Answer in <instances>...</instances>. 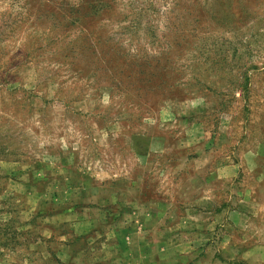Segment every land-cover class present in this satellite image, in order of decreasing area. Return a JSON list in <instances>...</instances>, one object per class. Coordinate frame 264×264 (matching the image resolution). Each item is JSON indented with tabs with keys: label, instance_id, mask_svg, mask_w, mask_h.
Listing matches in <instances>:
<instances>
[{
	"label": "rangeland",
	"instance_id": "obj_1",
	"mask_svg": "<svg viewBox=\"0 0 264 264\" xmlns=\"http://www.w3.org/2000/svg\"><path fill=\"white\" fill-rule=\"evenodd\" d=\"M0 264H264V0H0Z\"/></svg>",
	"mask_w": 264,
	"mask_h": 264
},
{
	"label": "crops",
	"instance_id": "obj_2",
	"mask_svg": "<svg viewBox=\"0 0 264 264\" xmlns=\"http://www.w3.org/2000/svg\"><path fill=\"white\" fill-rule=\"evenodd\" d=\"M240 201H243V200H240ZM252 207H253V203L250 202V201H247V202H245V207L244 208L239 207L238 210L237 209L233 210L235 212V214H239L240 215L239 220L241 219V223L242 224H245V219H247L246 218L247 215H251V213H253V212H250V210H249V208H252ZM174 242H175V240L172 241V244H174ZM187 242H188V246H190L192 243H194V245L197 244L195 240H190V238L188 239ZM204 244H205V242H204ZM256 244H258V243H256ZM256 244H252V245H249V246L245 245L244 247H240V249L239 248L230 247V252H231L230 255L233 254V255L230 256V258L235 256V255H237L239 258L241 257L244 260H249L251 263L255 262L254 259L252 257H250V256L255 251H258L257 246H259V245H256ZM192 248H194V247L192 246ZM174 253H176V252H174ZM193 255H194V257H192ZM196 255H198V254H196ZM196 255H195V253L190 254L188 252L186 254V258L184 260L191 261L192 259H194L196 257ZM180 256H182V255H180ZM159 258H161V257H159ZM161 259H163V258H161Z\"/></svg>",
	"mask_w": 264,
	"mask_h": 264
}]
</instances>
